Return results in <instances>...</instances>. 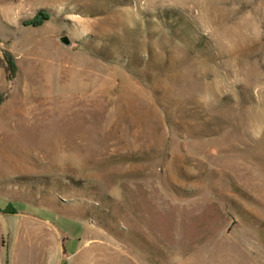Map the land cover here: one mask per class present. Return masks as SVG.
Returning <instances> with one entry per match:
<instances>
[{
	"label": "rangeland",
	"instance_id": "rangeland-1",
	"mask_svg": "<svg viewBox=\"0 0 264 264\" xmlns=\"http://www.w3.org/2000/svg\"><path fill=\"white\" fill-rule=\"evenodd\" d=\"M64 262L264 264V0H0V264Z\"/></svg>",
	"mask_w": 264,
	"mask_h": 264
},
{
	"label": "trees",
	"instance_id": "trees-1",
	"mask_svg": "<svg viewBox=\"0 0 264 264\" xmlns=\"http://www.w3.org/2000/svg\"><path fill=\"white\" fill-rule=\"evenodd\" d=\"M34 24H37V23H40V21L38 22H33ZM8 55V54H7ZM7 61H8V64H9V68L11 69V71H15L16 70V66H15V63L12 59V57H10V55H8L7 57ZM63 264H66L65 262Z\"/></svg>",
	"mask_w": 264,
	"mask_h": 264
},
{
	"label": "bare ground",
	"instance_id": "bare-ground-1",
	"mask_svg": "<svg viewBox=\"0 0 264 264\" xmlns=\"http://www.w3.org/2000/svg\"><path fill=\"white\" fill-rule=\"evenodd\" d=\"M51 247V245H49V243L47 242V245H46V248L48 249V252L49 253H52L51 255H53V257H56V255H57V251L55 252L53 249H52V247ZM52 251V252H51Z\"/></svg>",
	"mask_w": 264,
	"mask_h": 264
},
{
	"label": "water",
	"instance_id": "water-1",
	"mask_svg": "<svg viewBox=\"0 0 264 264\" xmlns=\"http://www.w3.org/2000/svg\"><path fill=\"white\" fill-rule=\"evenodd\" d=\"M61 41H62L64 44H66V45H70V44H71L70 40H69L66 36L62 37V38H61Z\"/></svg>",
	"mask_w": 264,
	"mask_h": 264
}]
</instances>
